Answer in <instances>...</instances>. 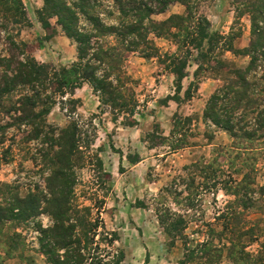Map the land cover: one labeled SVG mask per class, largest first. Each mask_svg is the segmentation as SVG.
<instances>
[{"label":"rangeland","instance_id":"374dc122","mask_svg":"<svg viewBox=\"0 0 264 264\" xmlns=\"http://www.w3.org/2000/svg\"><path fill=\"white\" fill-rule=\"evenodd\" d=\"M22 1L28 20L21 24H10L6 31L0 29V55H8L9 42L16 36L17 44L22 43L31 57L46 65L51 74L47 93L54 97V104L51 112L44 115L38 124L47 131V125H53L51 129L65 128L73 121L79 122L82 145L90 146L82 149L88 157L102 159L103 171L98 167L94 169L90 164L77 170L76 192L82 205L103 206L88 199L93 197V192L104 199L101 216L108 228L116 231L120 237L116 245L126 252L123 264H200L195 257L185 256L187 247L204 242L211 228L221 231L223 221L218 215L223 211L239 213L233 219L234 223L243 225L241 221L244 216V220L264 226V196L259 193V187L264 186V151L252 172L255 181L251 185L255 189L253 208L243 215V210L236 205L242 197L232 194L229 187L239 183L245 173L252 171L251 168L242 167L243 160H239L237 167L242 170L237 171L225 164L223 170L218 168L214 176L200 171L212 161H217V154L226 152L233 144L228 132L218 130L204 119L209 99L219 86L224 85L223 79L227 75L216 59L224 61L229 68H245L250 63V56L235 55L225 47L202 57L198 50L193 49L189 57L192 64L188 67L189 75L183 80L182 100L179 103L174 100L165 103L163 100L176 93V84L174 75L164 70L162 62L167 54L183 53L179 50V42L197 32L194 28L198 23L197 18L206 16L211 22L212 32L227 37L226 41H222L228 45L231 43L235 51H242L253 40L252 20L248 12L240 11L234 0H187V4L174 0L165 12L153 15V19L160 21L172 15L184 19L172 20L159 37L150 35L160 56L146 58L140 52L129 54L127 71L133 79L132 85L143 115H136V125L126 126L124 119L114 121L109 112L100 113L98 99L88 85L76 89L71 95L69 90L55 84L61 68L77 61V43L65 34L57 17H51V13L45 10L44 0ZM90 3L94 5L90 13L99 15L109 25H120L126 19L121 12L122 7L126 8L125 0H90ZM188 4L192 17L188 15ZM40 17L51 21L52 26L44 28ZM6 18L5 12L0 10V20L5 21ZM82 27H92L84 17ZM219 40L221 38L216 37V42ZM208 45L205 42V50ZM263 73L264 60L258 62V68L251 73V77L255 79V76ZM190 87L193 97L188 100L186 91ZM70 98L79 102L72 103ZM9 102L4 99V108L0 109L2 123L13 122L4 112ZM189 118L192 120L188 121ZM188 123L192 130L185 140L186 146L172 149L170 145L176 140L171 137L172 131L181 133ZM30 130L32 127L15 126L0 134V204H5L17 193L25 196L46 188L45 180L50 170L44 168L45 157L41 153L47 151L48 145L41 144L40 140L27 142ZM153 134H163L169 140ZM255 144L264 146V139ZM130 158L138 161L131 162ZM196 164L200 165V170L195 172L196 169L192 167ZM193 174L196 175V187L194 195H191L187 187ZM167 188L172 190V195L167 196L166 207L184 215L188 222L184 238L174 241L164 230L156 210L155 200ZM186 198H190L188 201L193 199L192 204ZM138 204L142 206L138 207ZM228 205L232 206L231 209ZM38 221L45 226L50 223L49 217L42 214L19 226H16V222H9L0 228V264L2 260L5 264H48L40 252V233L34 226ZM17 231L21 236L15 238ZM13 241L15 250L10 249ZM244 243L246 251L255 254L264 249V233L254 235L253 239L248 235ZM216 244H219V240L215 239ZM222 260L223 264H234L226 253ZM241 264L247 263L244 261Z\"/></svg>","mask_w":264,"mask_h":264},{"label":"trees","instance_id":"16d2710c","mask_svg":"<svg viewBox=\"0 0 264 264\" xmlns=\"http://www.w3.org/2000/svg\"><path fill=\"white\" fill-rule=\"evenodd\" d=\"M44 1L45 10L51 13V17H57V22L65 34L77 43V61L61 68L55 84L69 90L71 95L76 89L88 85L98 99L100 113L109 112L114 121L122 118L126 126L136 125V115L142 116L143 113L140 111L141 103L132 85L133 79L127 71L126 61L131 52H140L146 58L160 56L158 47L150 35L161 36L172 20H183L184 17L172 15L160 21L152 16L165 12L174 0H125L126 8L122 7L121 12L126 19H123L120 25H109L99 15L90 13L89 10L94 7L90 0ZM181 2L187 4V0ZM234 2L240 11L251 15L253 40L249 46L242 51H235L231 43L228 45L225 42L227 37L211 31V22L206 16H199L194 27L197 32L189 34L179 42V50L183 53L165 55L166 60L162 62L164 70L174 75L176 93L163 100L165 103L170 100L179 103L182 100L183 80L189 75L188 67L192 65L189 57L193 49L198 50L202 57L225 47L235 55L250 56V63L245 68H229L224 61L216 59L227 75L223 79L224 85L219 86L209 99L204 119L215 125L218 130L228 132L233 144L226 152L217 154V161H212L206 168L200 170L198 164L192 167L196 169L195 172L200 170L206 175L214 176L218 168L222 169L225 164L237 171L242 170L237 164L239 160H243L241 166L251 168L252 171L245 173L239 183L229 187L232 194L242 197L236 205L243 210V215L253 208L255 189L251 185L255 181L252 172L258 157L264 151V146L255 144L264 139V73L255 76V79L251 77V73L258 68V62L264 60V0ZM0 8L7 16L5 21L9 23L6 25L5 21L0 20V29L3 28L4 31L10 24H21L28 20L22 0H0ZM187 8L188 15L192 17L189 4ZM83 17L90 22L91 28L82 27ZM40 21L44 28L52 26L49 20L40 17ZM216 37L221 40L216 42ZM16 40V36L11 38L8 55H0V109L4 108V99L10 101L5 105L4 112L13 121H0V134L15 126L32 127L27 142L40 140L41 144L48 145L47 151L41 155L45 157L44 168H48L50 174L46 177L44 190L29 192L25 196L17 193L4 202L5 204H0V228L9 222H16V226H19L45 214L50 223L45 226L38 221L34 226L40 233V252L48 264H123L126 252L116 245L120 237L116 231L108 228L101 216L100 209L105 204L104 199L93 192V197L88 199L103 206L82 205L78 202L76 192L77 170L90 164L94 169L98 167L103 171V161L97 156L88 157L82 149H87L89 145H82L79 122L73 121L65 128L51 129L54 126L47 125V131L38 124L44 115L51 112L54 104V97L47 93L51 74L46 65L31 57L24 45L17 44ZM205 42L209 44L206 50ZM216 61L213 60L215 63ZM200 68L201 65L198 69ZM186 97L188 100L193 97L191 87L187 89ZM70 101L79 102L75 98H70ZM183 130L181 133L178 130L172 131L171 137L177 142L170 145L172 149L186 146L185 140L192 130L190 124ZM152 136L169 140L163 134ZM33 160L37 162L36 158ZM130 161L135 163L138 159L130 158ZM190 180L187 188L190 194L194 195L196 175L191 176ZM169 188L163 189L155 201L159 221L174 241L184 238L188 222L184 215L172 212L166 207L167 196L172 195ZM259 193L264 196V186L259 187ZM190 198H186L187 201ZM192 200L188 203L192 204ZM262 200L264 201V198ZM139 206L142 205L138 204ZM227 207L231 209L232 206ZM238 214L234 211H223L218 215L223 221L222 230L215 231L211 228L204 242L195 247H187L185 256L195 257L200 264H223L222 259L226 253L234 264L244 261L247 264H264V249L250 254L246 251L247 246L244 243L246 236L249 235L253 239L254 235L264 233V226L257 223L254 225L248 219L244 220V216L241 221L243 225L234 223L233 219L237 218ZM231 215H234L233 218ZM19 236L21 233L17 231L14 237ZM215 239L219 240L216 246ZM14 243L13 241L10 245L11 250H15ZM5 263L4 260L1 261V264Z\"/></svg>","mask_w":264,"mask_h":264}]
</instances>
